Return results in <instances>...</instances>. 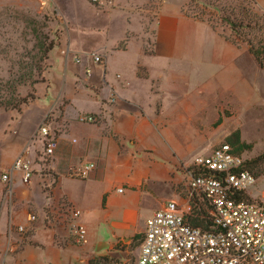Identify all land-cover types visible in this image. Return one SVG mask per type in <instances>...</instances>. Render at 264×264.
I'll use <instances>...</instances> for the list:
<instances>
[{
    "label": "crops",
    "instance_id": "1",
    "mask_svg": "<svg viewBox=\"0 0 264 264\" xmlns=\"http://www.w3.org/2000/svg\"><path fill=\"white\" fill-rule=\"evenodd\" d=\"M54 4L66 27L36 99L20 112H0L2 175L19 157L34 171L30 180L13 171L12 199L0 204V264H133L148 218L171 201L190 209L180 184L196 153V114H205L195 94L214 90L227 71L241 75L243 52L178 2L163 3L150 29L133 0ZM76 21L80 33L69 37ZM86 115L97 122L81 121ZM44 123L56 144L47 173L36 162ZM89 163L95 169L83 178L79 169ZM6 186L0 176L2 192ZM79 225L87 230L83 244Z\"/></svg>",
    "mask_w": 264,
    "mask_h": 264
},
{
    "label": "rangeland",
    "instance_id": "2",
    "mask_svg": "<svg viewBox=\"0 0 264 264\" xmlns=\"http://www.w3.org/2000/svg\"><path fill=\"white\" fill-rule=\"evenodd\" d=\"M167 1L182 4L186 15L207 22L243 52L239 60L241 75L235 77L227 71L222 84L193 97L197 109L205 114H196V153L183 170L180 189L188 193L187 177L194 159L208 155L226 143L237 150L235 153L256 176L257 183L249 190L248 196L261 203L264 201V66L259 65L249 50L251 45L264 47V0H133L132 5L141 10L150 29L156 22L159 8ZM74 11L82 14L80 10ZM91 15L86 12L87 18ZM73 18L71 22L76 20ZM65 27L57 15L54 0H0V104H16L20 98L36 97L35 87L45 79L48 69L49 56L46 57L44 51L52 42L57 43ZM73 28L69 37L80 33L77 21ZM223 64L220 63L219 68L210 66L209 75L222 67L224 69ZM195 86L198 91L197 82ZM4 111L17 110L12 106H1L0 112ZM237 132L240 140L251 148L239 151L235 138ZM38 154L36 162L42 165L41 172L47 173V155L43 150ZM254 161L257 162L249 164ZM3 175L0 170V176ZM4 188L2 192L0 187L1 205L9 200L5 197L7 186Z\"/></svg>",
    "mask_w": 264,
    "mask_h": 264
},
{
    "label": "built area",
    "instance_id": "3",
    "mask_svg": "<svg viewBox=\"0 0 264 264\" xmlns=\"http://www.w3.org/2000/svg\"><path fill=\"white\" fill-rule=\"evenodd\" d=\"M91 57L97 64L103 63L99 55L92 54ZM80 120L97 122L94 115L82 116ZM50 131L46 123L39 130L45 155L53 154L56 147ZM94 169L95 165L89 163L78 173L85 178ZM189 169L190 209L187 211L178 201H171L148 218L140 255L133 264H264V201L237 199L241 193L248 194L257 183L244 160L225 143L210 154L197 157ZM13 171L22 172L26 180L34 173L30 160L25 157L15 160L11 172L2 176L7 184L5 197L9 200L13 194L9 186ZM196 199L204 201L210 208L211 230L193 227L187 221ZM73 214L78 217L80 211ZM30 220L34 221V216ZM18 230L23 232L25 229L20 226ZM86 241L87 230L77 226L76 242L83 244Z\"/></svg>",
    "mask_w": 264,
    "mask_h": 264
},
{
    "label": "trees",
    "instance_id": "4",
    "mask_svg": "<svg viewBox=\"0 0 264 264\" xmlns=\"http://www.w3.org/2000/svg\"><path fill=\"white\" fill-rule=\"evenodd\" d=\"M56 43H51L48 48L44 51L45 56H49L50 51L55 47ZM250 53L254 56L255 60L259 63L260 66H264V47L256 48L255 46L251 45ZM44 82V79H42ZM38 83V82H36ZM35 96H28L25 98H20L16 104H6L2 102L0 105L8 108L12 106L13 109L17 111H21L23 105H28L29 103L35 101ZM0 106V107H1ZM221 121V118L219 119ZM236 144L239 146V151H242L246 148H251L250 145H246L240 140V133L237 132L235 134ZM235 145V143H234ZM237 152V150H235ZM257 161L250 162L249 164L252 165ZM238 200L241 201H252V199L246 193H241L237 196ZM210 208L207 203L204 201H198L197 199L192 203V210L191 213L188 215L187 221L193 227H198L203 229L204 231L211 230L213 228L212 218L210 216Z\"/></svg>",
    "mask_w": 264,
    "mask_h": 264
}]
</instances>
